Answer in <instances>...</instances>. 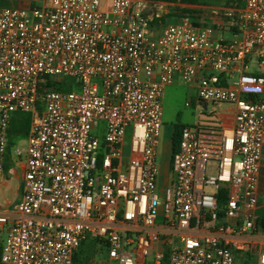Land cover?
Masks as SVG:
<instances>
[{"label": "built area", "instance_id": "built-area-1", "mask_svg": "<svg viewBox=\"0 0 264 264\" xmlns=\"http://www.w3.org/2000/svg\"><path fill=\"white\" fill-rule=\"evenodd\" d=\"M16 1L43 4L0 8V179L12 117L32 119L0 264L102 252L90 264H264V0L208 14L181 1ZM177 79L200 104L233 105L235 120L200 112L185 125L164 185L162 99Z\"/></svg>", "mask_w": 264, "mask_h": 264}, {"label": "rangeland", "instance_id": "rangeland-1", "mask_svg": "<svg viewBox=\"0 0 264 264\" xmlns=\"http://www.w3.org/2000/svg\"><path fill=\"white\" fill-rule=\"evenodd\" d=\"M48 1V0H47ZM234 0H197V4H189L190 7L203 8L206 13H210L212 9H221L227 6H230ZM9 7L6 4L5 0L0 1V8ZM174 20L165 22L166 24L172 23ZM228 40H233V37L230 33L226 34ZM256 68L254 67V70ZM192 100L193 103L191 107H187V102ZM163 123H164V135L162 138V146L159 148L160 154L158 157V163L162 167V183L165 185L168 179V170L170 164V153L172 151V131L173 127L178 124H184L187 126L194 125L198 119L200 112L210 115L217 113L221 110V107L218 105L208 104L207 106L198 103V94L197 90L191 87L190 84H185L181 79H177L176 82L165 89L163 99ZM29 134V133H28ZM25 143L20 144L19 141L14 140V137L9 138V145L4 156V164L6 161L16 162L18 149H25ZM128 151V147H127ZM25 158V153L22 155V159ZM207 176H215L216 174V162L210 161L207 163ZM7 169V168H6ZM17 174L20 175L21 171L17 167ZM7 170L3 171V180H6V175H4ZM13 184H18L17 175L12 179ZM7 199L14 203L13 197L7 194ZM6 237V230L3 232L2 239ZM105 252L95 256L89 254L82 264H90L92 261L97 259L98 261L104 260ZM77 264V263H76ZM238 264H244L243 260H239Z\"/></svg>", "mask_w": 264, "mask_h": 264}, {"label": "crops", "instance_id": "crops-1", "mask_svg": "<svg viewBox=\"0 0 264 264\" xmlns=\"http://www.w3.org/2000/svg\"><path fill=\"white\" fill-rule=\"evenodd\" d=\"M1 1V0H0ZM6 4L9 5V7H19L24 9H31L34 6H41L43 4L42 1H35V2H18L16 0H5ZM207 23H209L210 19H207ZM231 32L227 31L224 32L223 35L226 37V34ZM233 37V36H232ZM256 73L263 74L264 73V67L260 69H255ZM218 105L221 107V110H219L216 114L219 121L224 126H233L234 120H235V107L230 104H213ZM20 122L21 118L18 114L14 115L11 119V123L9 125L8 129V145H9V138L14 137V140L19 141L20 144H26L25 149H18L22 150L23 153H25V158L22 159V155L19 158H16V162L14 161H6L4 164V170H7V172L4 174L6 175V180L2 181L0 179V214H9L14 215V209L16 204L21 200L23 195V178L24 174L26 172V151L28 148L29 140H28V134L22 133L18 131V128H20ZM170 166V164H169ZM19 168L21 171V174L18 175L16 168ZM7 168V169H6ZM17 175L18 184H13L12 179ZM14 199V203H12L9 199H7V194ZM258 205L256 208V216L262 217L264 216V143H263V150H262V167L260 171L259 176V183H258Z\"/></svg>", "mask_w": 264, "mask_h": 264}, {"label": "trees", "instance_id": "trees-1", "mask_svg": "<svg viewBox=\"0 0 264 264\" xmlns=\"http://www.w3.org/2000/svg\"><path fill=\"white\" fill-rule=\"evenodd\" d=\"M151 1H163V2H170V3L181 1L185 4H197V0H151ZM185 13H190V11L185 10ZM261 75L264 76V73ZM53 85H54V83L50 81L47 83L46 87H50ZM17 114L21 118L20 128H18V131L28 134L30 131L31 121H32L31 115L28 113H17ZM183 127H185L184 124H178V125L174 126V134L172 137V152L173 153H175L178 150L179 142H180V134H181V130ZM218 200H219L220 204H224L226 202V191L224 189H221L219 191ZM256 228H257V230L264 233V216L258 217L256 219ZM0 257H1V247H0ZM241 260L244 261V264H249L248 260H246L244 258H242Z\"/></svg>", "mask_w": 264, "mask_h": 264}]
</instances>
